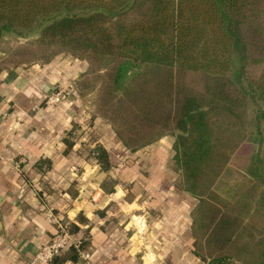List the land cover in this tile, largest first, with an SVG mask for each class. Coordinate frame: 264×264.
<instances>
[{
	"label": "trees",
	"instance_id": "16d2710c",
	"mask_svg": "<svg viewBox=\"0 0 264 264\" xmlns=\"http://www.w3.org/2000/svg\"><path fill=\"white\" fill-rule=\"evenodd\" d=\"M37 16L49 21L17 48L19 59L6 70L59 52L84 58L75 92L81 99L93 94L91 116L106 120L125 147L135 151L173 136L180 185L198 198L192 246L202 264H264V205L245 199L246 188L233 199L214 188L224 171L244 165L248 98L264 120V0H0V38L10 31L23 36ZM69 135L70 129L66 151L74 144ZM89 154L100 168L111 167L102 143ZM34 164L43 172L51 160ZM115 182L102 187L112 191ZM244 232L251 242L257 236L248 261L240 259L247 255ZM75 239L50 264L76 261L90 244L88 227Z\"/></svg>",
	"mask_w": 264,
	"mask_h": 264
},
{
	"label": "crops",
	"instance_id": "0c3cea01",
	"mask_svg": "<svg viewBox=\"0 0 264 264\" xmlns=\"http://www.w3.org/2000/svg\"><path fill=\"white\" fill-rule=\"evenodd\" d=\"M84 69L83 60L59 53L46 63L0 71V264H50L34 258L57 231L52 217L76 223L74 237L88 227L89 258L65 264H197L188 243L196 197L176 180L173 136L131 151L102 122L104 134L90 147L104 145L107 170L88 156L83 135L66 151L63 137L81 105L73 88L66 89ZM57 88L60 100L45 104ZM44 157L51 166L42 172L34 163ZM106 179H116L112 191L102 187ZM132 218L153 228H135Z\"/></svg>",
	"mask_w": 264,
	"mask_h": 264
},
{
	"label": "rangeland",
	"instance_id": "374dc122",
	"mask_svg": "<svg viewBox=\"0 0 264 264\" xmlns=\"http://www.w3.org/2000/svg\"><path fill=\"white\" fill-rule=\"evenodd\" d=\"M47 21L49 20L46 19V16H37L36 19L34 20L32 28L26 31V33H24L23 36H21L20 33L15 32V31L4 33V35L0 38V68L1 67H4V68L0 69V71L5 70L6 68L10 67L9 65L13 64L15 61L19 59L18 54H16L17 48H19L22 45L28 44L30 38L36 36L41 30L42 26ZM59 53H69V52H59ZM71 55L79 58L80 60H83L85 62V69L81 73H79L71 82L72 84H69V86L67 87L66 90H69V88L71 87L73 88L70 93H72L73 91L75 92V88H74L75 80L81 74H83L87 68V61L84 58H80L74 54H71ZM32 56L33 54L31 55L29 54V55L23 56V58H31ZM35 63H42V62H35ZM232 65L233 67L237 66L235 54L233 56ZM19 66H22V65H19ZM243 83L246 85V81H243ZM55 91H60L62 93V90L58 88L54 89L52 92H55ZM77 96L81 100V105L79 106V110L77 114L75 113V117H76L75 120H73L71 123L72 125L70 128L69 136L71 138H76V136L79 137L80 135H83V137L85 138L84 148L88 151V156H90L89 149L91 148L90 147L92 145L91 143L93 142L94 139L96 138L98 139L104 134V128L101 125L102 122H106V123L108 122L99 116H96V117L91 116V99L93 97L92 93H88V95L83 97V99H81L79 94H77ZM46 99L47 97H45L44 103L47 105H51V106L55 105L60 100L59 99L54 104H50L46 101ZM257 111H258L257 101L255 102L254 99L248 98L247 123L245 125V132H246V137H247L246 140H247L248 145L246 147V151H244V154H243L244 165L243 166L239 165V166H236L237 168L224 171L220 175V177L217 179V181L214 183V188L219 192L222 199H233L240 193V190L246 188L245 189L246 191L244 190L245 192L243 194L245 199L249 201L254 200V203L264 205V120L257 119V116H256ZM167 137L170 138L169 136ZM114 138L117 140L116 135L114 136ZM171 166L172 168H174L173 160H172ZM171 175L174 176V174L172 173ZM247 179H252V180L247 181ZM176 180H178V184L180 185V175L179 174L176 177ZM195 203L196 204L194 205L191 211V214H190L191 216L190 233L191 234L188 236L189 238L188 243L190 245L191 252H189V255L193 256L194 259H196L195 261L197 264H202V260L200 259V257L193 252V246H192L193 244L192 243L193 241L192 215H194V209L198 203V198H196ZM144 220L145 219L142 220L143 226L141 227H143V229H150L152 227V222L151 221L148 222ZM142 223L140 219H136V218L131 219V224L135 228L137 227L139 228V226ZM244 236L245 238L247 237L246 240H249L248 247L245 251L247 255L245 254H243V256L240 255V259L242 261L243 260L248 261L247 259H250V258H247V257L249 255H253V254L255 255V252L257 250V245H256L257 236L254 235V242H251L252 238L251 239L249 238L250 236H248L247 232H244ZM154 238L155 237H151L149 242L152 243ZM157 239L163 240L161 239L160 236L157 237ZM198 245H201V244H198ZM197 249H199L198 251L203 252L202 248L199 247Z\"/></svg>",
	"mask_w": 264,
	"mask_h": 264
},
{
	"label": "built area",
	"instance_id": "2783aa9c",
	"mask_svg": "<svg viewBox=\"0 0 264 264\" xmlns=\"http://www.w3.org/2000/svg\"><path fill=\"white\" fill-rule=\"evenodd\" d=\"M60 96V91L52 92L46 96V101L50 104H54L60 99ZM52 218L57 222V231L47 243L40 246L34 258V260L43 263H49L51 261V258L56 253L67 247L71 242H74L75 244L78 242V240L75 239L73 233L69 231L65 224L58 222L55 217ZM80 257L83 259H88L89 251L82 250L80 252Z\"/></svg>",
	"mask_w": 264,
	"mask_h": 264
}]
</instances>
